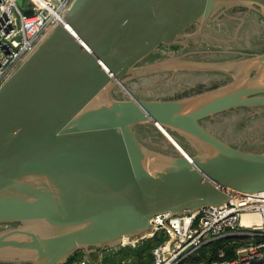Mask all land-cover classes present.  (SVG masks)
<instances>
[{"label": "water", "instance_id": "95a60500", "mask_svg": "<svg viewBox=\"0 0 264 264\" xmlns=\"http://www.w3.org/2000/svg\"><path fill=\"white\" fill-rule=\"evenodd\" d=\"M235 8L264 21V0H72L0 85V225H10L0 229V264L107 256L157 214L264 191V149L229 143L203 123L264 107V52L197 66L231 79L182 97L140 98L127 87L161 69L164 61L142 63L170 56L163 46ZM139 127L172 149L153 148Z\"/></svg>", "mask_w": 264, "mask_h": 264}, {"label": "built area", "instance_id": "2783aa9c", "mask_svg": "<svg viewBox=\"0 0 264 264\" xmlns=\"http://www.w3.org/2000/svg\"><path fill=\"white\" fill-rule=\"evenodd\" d=\"M24 1L23 10L21 2ZM72 0H0V85L55 24ZM33 14L27 15L25 11ZM244 214L258 215L259 224L242 223ZM124 241L135 246L149 239L158 241L152 249L153 264H261L264 263V192L236 194L220 206H204L197 212L157 214L149 229ZM220 241L218 259L194 262L203 248L206 256ZM236 244L233 256L225 259L226 248ZM60 264H91L89 259Z\"/></svg>", "mask_w": 264, "mask_h": 264}, {"label": "rangeland", "instance_id": "374dc122", "mask_svg": "<svg viewBox=\"0 0 264 264\" xmlns=\"http://www.w3.org/2000/svg\"><path fill=\"white\" fill-rule=\"evenodd\" d=\"M235 17L239 18L238 22L234 20ZM203 29L205 33L201 32V36L194 31L193 42H189L184 48V50H205L195 57L201 67L215 66L220 62L243 61L264 52V21L255 12L250 13L242 8L227 10L225 13L216 14ZM179 43H182V40ZM174 57V54H170L169 58H155V61L165 62L163 66H160L161 69L142 75L139 80L138 78L128 79V89L140 98L171 99L209 89L214 86V83H223L228 80V77L222 74L194 72L202 70L195 69L189 62L182 64L183 66L177 65L174 63ZM189 61L192 62V59ZM184 67L187 70H182L185 69ZM115 94L118 97L124 96L121 89H118ZM203 123L229 143L248 149H264V107L230 110L208 118ZM137 129L139 137L147 140L153 148L161 144V147L167 146L172 149L153 129L148 127ZM180 143L186 152L194 153L188 143H184L183 140H180ZM9 226L1 224L0 229ZM144 244V242H138L135 246L125 245L120 251L107 256L97 251L91 255L94 261L90 260L91 256L89 260L91 264H143L146 256V253L142 251ZM105 259L108 262H105Z\"/></svg>", "mask_w": 264, "mask_h": 264}, {"label": "flooded vegetation", "instance_id": "af4514ba", "mask_svg": "<svg viewBox=\"0 0 264 264\" xmlns=\"http://www.w3.org/2000/svg\"><path fill=\"white\" fill-rule=\"evenodd\" d=\"M250 13H252V12H250ZM254 13V12H253ZM234 20H236L237 22L239 21V18L237 17H235V19ZM242 22V21H241ZM196 25V26H195ZM204 27H201L200 26V24H194L191 28H189V30H187L185 33L187 34V37H184V38H182V43H177V44H175V45H171V46H163V49L162 50H165L166 52H168L169 54H174V55H176V56H179V55H181V54H187V58H192V59H194L195 57H197V56H199V53L200 52H204L205 50H192V49H185L184 50V48H186L187 46H188V44H189V42H193V40H194V38L192 37V33L195 31V32H198V36H201V32L202 33H205V29H203ZM201 30H204V31H201ZM179 47V48H178ZM173 48V49H172ZM163 57V58H162ZM169 58V55L168 54H163L161 51L160 52H157V53H155V54H153V55H151L149 58H147L145 61H143V63L145 62H153V61H155L154 59L155 58H162V59H164V58ZM142 63V64H143ZM182 70H187V69H182ZM194 72H203V71H194ZM204 72H206V73H216V74H222V75H225V76H227L228 77V80H229V75L227 74V73H224V72H220V71H204ZM227 80V81H228ZM227 81H225V82H227ZM225 82H223V83H225ZM223 83H214V86H217V85H219V84H223ZM211 87H213V86H211ZM208 119V118H207ZM206 119H204L203 120V122L205 121ZM137 130L138 129H136V132H137ZM137 134H139L138 132H137Z\"/></svg>", "mask_w": 264, "mask_h": 264}, {"label": "trees", "instance_id": "16d2710c", "mask_svg": "<svg viewBox=\"0 0 264 264\" xmlns=\"http://www.w3.org/2000/svg\"><path fill=\"white\" fill-rule=\"evenodd\" d=\"M20 4L24 10L25 9L24 1H22ZM25 13L29 16H31L33 14V12L31 10H27V11H25ZM144 243L145 244L143 246L142 251H144L146 253V256L144 258L143 264H153V256L151 254V251L157 245L158 241L155 239H149L147 241H144ZM221 245H222V242H220V241L215 242L212 246L213 248L211 249L213 252L209 257L206 256V252H207L208 248H206V247L203 248L200 251L201 254L199 256L193 258V261L194 262H200V261H204L206 259H208V260L218 259L217 249ZM235 246H236V244H233V245L226 248L227 254L225 256V259H230L233 256V249ZM139 256H141V254H139ZM105 262H108L107 259H105Z\"/></svg>", "mask_w": 264, "mask_h": 264}, {"label": "crops", "instance_id": "0c3cea01", "mask_svg": "<svg viewBox=\"0 0 264 264\" xmlns=\"http://www.w3.org/2000/svg\"><path fill=\"white\" fill-rule=\"evenodd\" d=\"M187 56V54L185 53V54H181V55H179V56H176L175 55V61H174V63H176L177 65H180V66H183L182 64H185V63H187V62H189V63H191V65L195 68V69H197V66H199V62H197L196 60H195V58L194 59H192V58H187L186 57ZM180 57H182L181 59H180ZM185 59V60H184ZM189 59H192V62L191 61H189ZM186 66V65H185ZM185 69H187L186 67H184ZM198 70V69H197ZM151 74V73H150ZM79 254H81V256H79ZM111 255H113V254H111ZM89 257L90 256H88V255H86L83 251L80 253V252H77V255H74L71 259H70V261H73L74 263L76 262V261H78V259L79 258H82V259H89ZM92 258V256L90 257V260H93V258ZM89 260V261H90ZM94 261V260H93Z\"/></svg>", "mask_w": 264, "mask_h": 264}, {"label": "bare ground", "instance_id": "6f19581e", "mask_svg": "<svg viewBox=\"0 0 264 264\" xmlns=\"http://www.w3.org/2000/svg\"><path fill=\"white\" fill-rule=\"evenodd\" d=\"M251 222H255V223L259 224L261 222V220L258 217V215L244 214L243 218H242V223L245 224V225H248ZM135 239L136 238L125 237L124 241H130V240H135ZM261 264H264V263H261Z\"/></svg>", "mask_w": 264, "mask_h": 264}]
</instances>
